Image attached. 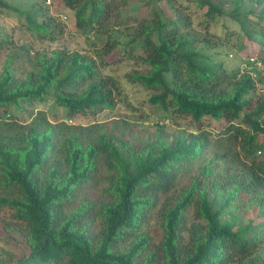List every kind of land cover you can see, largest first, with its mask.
I'll return each mask as SVG.
<instances>
[{
  "label": "trees",
  "instance_id": "trees-1",
  "mask_svg": "<svg viewBox=\"0 0 264 264\" xmlns=\"http://www.w3.org/2000/svg\"><path fill=\"white\" fill-rule=\"evenodd\" d=\"M62 2L84 33L105 28L123 5L121 0ZM161 2L170 0L147 3V16H137L123 42L111 32L96 52L99 61L109 64V56L120 52L139 63L142 68L125 77L150 90V103L174 119L225 122V141L240 142L247 168L225 176H211L205 168L181 186L212 144L207 133L129 146L101 125H53L41 112L21 125L22 105L44 101L50 91L68 117L112 109L117 84L100 76L94 60L65 51L41 56L31 73L18 78L13 65L20 56L10 55L0 73V225L25 236L30 251L15 263L2 259L0 264H264V96L255 104L250 97L264 81V70H254L255 78L240 68L227 72L199 47L209 46L192 32L187 15ZM243 3L185 0V14L197 8L206 23L218 21L227 5V17L245 32L250 47L258 46L256 55H246L244 62L252 64L253 57L264 59V27L246 30ZM0 6H6L2 0ZM43 13L35 8L25 16L30 29L49 37V22L37 19ZM115 26L120 24L112 31ZM14 41L12 33L0 30V49ZM220 159L241 160L228 150L212 163ZM102 172L108 175L98 188ZM86 186L96 187L97 195L88 194ZM255 206L261 210L255 220L237 227V211ZM155 213L159 242L148 229Z\"/></svg>",
  "mask_w": 264,
  "mask_h": 264
},
{
  "label": "rangeland",
  "instance_id": "rangeland-1",
  "mask_svg": "<svg viewBox=\"0 0 264 264\" xmlns=\"http://www.w3.org/2000/svg\"><path fill=\"white\" fill-rule=\"evenodd\" d=\"M149 1L156 0H121L123 5L120 8V13H116L114 20L102 30L84 33L76 27L74 12L67 9L62 0H2L6 6H0V30L12 33L15 41L0 49V73L10 55L18 54L20 56L13 65L14 75L18 78H25L34 70L35 64L41 56L49 58L55 51H65L70 54L78 53L94 60L100 76L112 78L117 84V89L114 90L115 102L112 109H102L96 114L89 113L87 116L68 117L65 109L55 103L52 97L53 92L50 91V96L44 101L36 102L33 105L21 103L23 108L17 121L21 125H28L41 112L53 125L67 123L77 128L101 125L106 129V132H112L119 142L129 146L156 140H165L166 143H169L174 142L178 136L188 138L190 134L207 133L206 136H209L212 144L203 151L202 157L193 162L183 177L181 186L188 184L193 176H201V171L205 168L211 172V176L217 174L225 176L229 173L241 174L247 168V160L244 158L240 142L225 141L229 136L224 133L228 126L225 122L215 121L209 117H205L201 123H195L189 118L174 119L171 115L166 114L160 105L150 103L149 100L152 96L150 90L140 84L131 83L125 77L129 72L142 68L139 63L136 64L128 57L121 56L120 52L109 56V64L99 61L96 52L102 47L103 41L112 32L123 42L126 38V28L135 26L137 16H147L148 10L151 9V6L147 5ZM125 2H127L126 6ZM243 2L240 11L245 14L244 16L249 22L246 30L250 32L254 29L258 30L261 26L264 27V2L263 6L258 5L255 1L243 0ZM171 3L172 7L180 10L184 16L187 15L192 32L207 42L208 49L203 44L199 45L204 53L214 54L215 61L222 62L227 72H233L237 68L243 72L246 55H256L258 46L250 47L252 44L248 41L245 32L232 18L227 17L229 14L227 5L223 19L206 23L203 20L202 10L197 8V12L186 10L185 14V0H170L169 3L161 2L160 4L168 9ZM35 8H40L44 12L42 16L37 17L39 22L41 23L42 20L49 22L50 29L54 31L50 33L49 37H44L38 31L29 28L25 14ZM114 23L120 24V27L115 26L112 31ZM262 96H264V81L257 83L250 97L253 98L255 104L257 99ZM223 150H228L241 160L233 162L231 159H220L212 163L215 155ZM102 174L97 175L98 188L101 184L106 183L103 177L108 174L107 172H102ZM87 188L88 186H86ZM97 190L96 187H89L87 193L95 197L98 193ZM215 208L218 206L216 205ZM261 210L255 206L252 210L242 208L237 211V227L247 225L250 219L255 220V216ZM225 218L230 220L231 216L226 213ZM189 223H191V219ZM148 229L152 240L159 242L162 237V229L157 213L151 217ZM261 250L264 251L263 248ZM29 251L25 236L15 230L8 232L0 225V261L5 259L15 263L26 256Z\"/></svg>",
  "mask_w": 264,
  "mask_h": 264
},
{
  "label": "built area",
  "instance_id": "built-area-1",
  "mask_svg": "<svg viewBox=\"0 0 264 264\" xmlns=\"http://www.w3.org/2000/svg\"><path fill=\"white\" fill-rule=\"evenodd\" d=\"M250 62L252 64L244 63L242 71L251 74L255 78L254 70H264V59H257L256 57H253L250 59Z\"/></svg>",
  "mask_w": 264,
  "mask_h": 264
}]
</instances>
